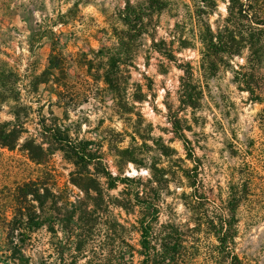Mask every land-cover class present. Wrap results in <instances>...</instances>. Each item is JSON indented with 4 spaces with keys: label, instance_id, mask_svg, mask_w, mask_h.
Wrapping results in <instances>:
<instances>
[{
    "label": "rangeland",
    "instance_id": "1",
    "mask_svg": "<svg viewBox=\"0 0 264 264\" xmlns=\"http://www.w3.org/2000/svg\"><path fill=\"white\" fill-rule=\"evenodd\" d=\"M193 1L0 0V127L13 129L16 112L23 121L17 144L0 146V235L12 217L13 193L23 183L41 178L71 192L72 199L80 193L69 183L73 165L63 152L47 151L58 146L43 130L46 122L100 144L114 175L146 181L163 171L168 182L162 183L161 221H191L183 193L193 188L184 169L199 175L200 193L205 191L212 204L229 199L232 183H244L236 252L248 264H264V102L252 101L235 82L233 68L242 58L222 63L214 76L206 74L201 43L194 39ZM128 7L144 8L134 25L124 20ZM226 15L227 3L218 0L210 22L215 26ZM120 37L130 39L120 46ZM171 51L172 60L166 56ZM52 54L60 70L49 69ZM188 63L203 89L196 108L182 107L178 95L185 74L180 65ZM107 76L118 80V90ZM174 112L187 145L173 131ZM33 144L43 164L32 160L27 147ZM123 149L129 152L122 154ZM222 206L208 208L214 214ZM34 238V250L47 255V231ZM138 240L136 233L133 243ZM199 243L194 264H210L216 235L204 228Z\"/></svg>",
    "mask_w": 264,
    "mask_h": 264
},
{
    "label": "trees",
    "instance_id": "2",
    "mask_svg": "<svg viewBox=\"0 0 264 264\" xmlns=\"http://www.w3.org/2000/svg\"><path fill=\"white\" fill-rule=\"evenodd\" d=\"M223 1L227 3V15L221 16L215 26L210 17L218 7V0L193 1L194 39L201 43L202 68L208 76H214L222 63L242 58L243 63L233 68L235 82L240 90L250 93L252 101L264 102V0ZM143 10L128 7L125 22L134 25ZM129 39L120 37L119 45H125ZM166 56L175 58L173 51L166 52ZM49 62L51 70L62 68L54 54ZM180 66L185 74L180 78L179 100L182 107L196 108L203 89L194 78L191 64ZM106 81L113 90H118L117 79L107 76ZM174 113L173 131L187 145L190 141L181 118ZM15 116L13 129L0 127L2 147H14L20 139L23 121L20 112ZM43 128L58 146L53 151L47 149L48 153L63 152L73 165L69 183L80 193L72 199L71 192L56 190L55 185L41 178L18 186L13 193L12 217L4 221L0 235V264H194L195 256L200 254V234L204 228L218 240L209 256L210 264H248L235 247L237 210L247 193L244 183H232L229 199L212 204L205 191L200 193L199 175L192 177L190 169H184L193 188L189 194L183 193L191 207L193 223L161 221L165 202L162 183L168 182L163 171L162 176L153 173L146 181L139 175L127 176L122 172L114 175L103 159L101 145L94 140L73 138L58 124L45 122ZM33 146L27 147L32 160L43 164ZM40 149L44 150L43 146ZM128 152V149L121 151ZM187 154L192 161L197 160L193 153ZM125 158L138 164L134 158ZM194 169L198 170L197 165ZM114 190H118L117 194L111 195ZM208 205L224 206L212 214ZM43 229L50 235L47 255L34 250V234ZM136 233L139 240L135 244Z\"/></svg>",
    "mask_w": 264,
    "mask_h": 264
}]
</instances>
